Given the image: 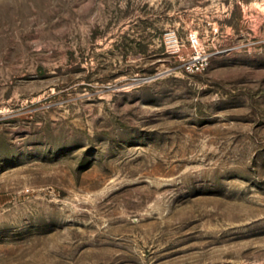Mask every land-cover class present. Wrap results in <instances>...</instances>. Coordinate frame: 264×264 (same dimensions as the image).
Instances as JSON below:
<instances>
[{
	"label": "rangeland",
	"instance_id": "374dc122",
	"mask_svg": "<svg viewBox=\"0 0 264 264\" xmlns=\"http://www.w3.org/2000/svg\"><path fill=\"white\" fill-rule=\"evenodd\" d=\"M0 264H264V0H0Z\"/></svg>",
	"mask_w": 264,
	"mask_h": 264
},
{
	"label": "built area",
	"instance_id": "2783aa9c",
	"mask_svg": "<svg viewBox=\"0 0 264 264\" xmlns=\"http://www.w3.org/2000/svg\"><path fill=\"white\" fill-rule=\"evenodd\" d=\"M191 40H192V42L196 45V43L198 42L197 41V36L196 35H193L192 37H191Z\"/></svg>",
	"mask_w": 264,
	"mask_h": 264
}]
</instances>
